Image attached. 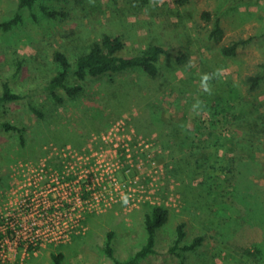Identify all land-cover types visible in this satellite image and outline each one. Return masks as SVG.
<instances>
[{"label":"rangeland","instance_id":"rangeland-1","mask_svg":"<svg viewBox=\"0 0 264 264\" xmlns=\"http://www.w3.org/2000/svg\"><path fill=\"white\" fill-rule=\"evenodd\" d=\"M43 7L62 15L52 18ZM206 11L211 21L203 18ZM17 13L21 22L5 30L2 24ZM217 18L225 32L220 43L210 37ZM107 33L124 37V56L164 46L160 75L134 71L89 78L76 98L62 104L53 100L46 86L61 69L55 54L63 52L75 61ZM240 40L247 42L236 56L222 54L223 46ZM184 56L188 61L180 63ZM263 63L264 0H191L185 6L174 0H38L32 8L0 0V94L8 82L24 96L0 109V207L14 173L28 163H41L55 148L81 147L121 119L161 140L163 124L164 132L177 130L182 137L193 131L197 143H225L218 153L213 147L204 150L222 155L228 170L214 172L212 185L202 186L199 180L188 187V173L171 163L176 196L166 207L169 220L157 230V253L138 264H264V80L254 90L248 82L261 73ZM217 68L225 69L224 76L211 82L209 96L199 88L200 75ZM77 83L74 77L69 80V85ZM197 98L206 105L198 115L191 110ZM30 102L43 117L30 109ZM212 103L219 104L215 109L231 110L216 118L215 128L209 119ZM6 123L25 129L24 143ZM191 150L186 146V153ZM147 208L116 205L89 215L71 240L47 244L24 264H54L52 255L59 253L63 264H115L103 250L110 231L115 232L117 258L128 260L147 241ZM180 223L186 224V242L199 235L204 242L193 252L178 249L177 256L169 249Z\"/></svg>","mask_w":264,"mask_h":264},{"label":"built area","instance_id":"built-area-1","mask_svg":"<svg viewBox=\"0 0 264 264\" xmlns=\"http://www.w3.org/2000/svg\"><path fill=\"white\" fill-rule=\"evenodd\" d=\"M55 149L16 171L3 192L0 264H24L47 244L71 240L89 215L123 206L124 194L131 198L125 209L167 207L176 196L174 179L165 186L161 140L140 134L130 120L116 121L81 147Z\"/></svg>","mask_w":264,"mask_h":264},{"label":"trees","instance_id":"trees-1","mask_svg":"<svg viewBox=\"0 0 264 264\" xmlns=\"http://www.w3.org/2000/svg\"><path fill=\"white\" fill-rule=\"evenodd\" d=\"M20 8H32L38 0H18ZM174 2L180 6H185L191 2V0H174ZM43 10L46 15L56 18L62 13L58 11H50L46 7H43ZM203 18L207 21H211V13L204 12ZM20 14H16L12 19L2 24V27L5 30H9L14 26H17L21 22ZM225 36L224 28L222 27L220 20L217 18L214 27L210 33L211 39L215 42L220 43ZM247 41L240 40L235 41L231 45L223 46L221 51L222 54L226 57L236 56L238 49L241 45L246 44ZM126 47V41L121 35L113 34H104L99 41H95L90 46L89 50L81 55H79L75 61H71L70 57L63 52H57L55 54V61L61 66V69L56 73L55 76L51 78L46 90L49 92L50 96L57 103L62 104L65 102L66 98L74 99L79 96L83 90V82L87 81L89 78L99 79L102 77H114L124 73H130L134 71H141L147 74L151 78H156L161 73V59L165 54L166 49L164 46L159 44H154L149 46L147 49L143 50L140 53L124 56L123 51ZM180 63L188 61V58L184 56L183 58H178ZM261 73L248 77V82L251 83V89L254 90L259 87L261 82L264 80V63L261 66ZM71 77L77 79L79 83L69 85V80ZM63 93V95L61 94ZM24 99V96L12 91L11 86L8 82L2 84V93L0 94V109L3 107V104L6 101L21 100ZM213 104V103H212ZM208 105V104H207ZM214 105V104H213ZM215 106L218 107L219 104L213 106L212 113L210 112L209 119L213 128L216 127V118L222 113H227L225 108L221 110L215 109ZM30 109L38 114L40 117H43L44 114L41 112L32 102H30ZM206 114V112H204ZM184 126V125H182ZM4 127L7 130H16L21 135L22 143L25 142L24 130L12 126L9 123L4 124ZM160 127L159 133L162 135L161 142L166 151L167 159H170L168 162V178L169 182L172 178L176 180L172 162L176 163V167H182V173L187 172L189 179V186H193V182L200 180V185H212L213 178H215V173L217 171H225L227 168V163L225 158L220 154H213L212 150L210 152H205L204 149L209 150L213 147L217 149V153L220 152V148L225 149L226 144L220 143L219 140H215L213 144L211 142L197 143L196 136L193 131H187L188 134L185 136L179 135L177 130H172V132H164ZM166 129V128H165ZM200 129L199 126L196 127L198 132ZM153 129H151L152 131ZM139 131V130H138ZM142 131V130H141ZM140 132V131H139ZM144 131H142L143 133ZM166 133V134H165ZM150 133H144V136H148ZM199 136H197L198 138ZM85 144V143H84ZM83 144V145H84ZM186 146H191L192 150L186 153ZM212 149V148H211ZM217 156L214 159V156ZM172 158V159H171ZM175 160V161H174ZM193 162L194 166L190 164ZM169 166L172 168L169 169ZM150 212L145 215V228L148 233L147 241L135 254L128 260L122 261L117 258L116 250L114 247L115 232L110 231L107 233L106 243L103 246V250L106 255L114 261L115 264H138L142 259L147 258L152 254H156V234L157 230L162 228L169 220V210L164 206L151 207ZM186 224L180 223L177 227L176 237L174 239V244L170 247L169 251L177 256H180L178 249L183 252H193L196 251L203 245L204 237L199 235L195 237L191 242H186L187 232L185 230ZM246 253L249 255H254L251 250H246ZM54 264H63L64 255L62 253L53 254Z\"/></svg>","mask_w":264,"mask_h":264},{"label":"clouds","instance_id":"clouds-1","mask_svg":"<svg viewBox=\"0 0 264 264\" xmlns=\"http://www.w3.org/2000/svg\"><path fill=\"white\" fill-rule=\"evenodd\" d=\"M191 67V63L188 65ZM225 69L217 68L211 73H202L200 75V84L199 88L202 90L203 93L207 95H212L213 92V85L212 81L221 79L224 76ZM206 107L205 102L202 99L197 98L195 102L191 105V110L195 114H199L204 108ZM130 197L127 194L121 196V203L123 206H127L130 203Z\"/></svg>","mask_w":264,"mask_h":264},{"label":"crops","instance_id":"crops-1","mask_svg":"<svg viewBox=\"0 0 264 264\" xmlns=\"http://www.w3.org/2000/svg\"><path fill=\"white\" fill-rule=\"evenodd\" d=\"M141 209H148L147 207H145V208H141Z\"/></svg>","mask_w":264,"mask_h":264}]
</instances>
